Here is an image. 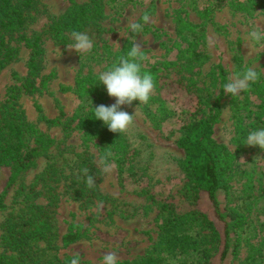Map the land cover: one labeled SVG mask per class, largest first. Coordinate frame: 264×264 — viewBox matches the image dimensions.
<instances>
[{
    "label": "rangeland",
    "instance_id": "374dc122",
    "mask_svg": "<svg viewBox=\"0 0 264 264\" xmlns=\"http://www.w3.org/2000/svg\"><path fill=\"white\" fill-rule=\"evenodd\" d=\"M31 1L21 33L27 38H40V55L33 78L35 91L24 93L18 89L27 77L28 49L12 40L10 45L17 55L0 72V102L11 88H15L17 105L25 122L55 143H62L36 157L33 166L8 189L0 210V255L15 256L2 244L5 218L9 214L26 216L30 211L28 205L46 207L51 201V237L27 240V251L39 264L65 260L70 264L77 253L80 262L102 264L108 252L117 253V261H134L150 255L158 256L161 264H189L188 256L166 253L154 247L163 217L155 203L142 193L152 194L158 202L175 196L180 190L184 182L179 168L183 154L175 141L181 135L183 118L192 110L197 97L201 109L207 113L217 95L215 68L220 65L227 83L253 67L259 79L238 96L224 92L218 121L213 126V139L225 145L234 156L229 189L215 197L223 216L233 210L240 214L242 223L230 232L224 260L219 262L216 254L211 264H264V149L246 145L251 131L264 129V42L250 44L246 39L249 30L264 29V9L251 5L259 0H194L192 7H188L187 0H100L102 33L92 36L93 47L86 53H77L67 47L74 43L70 36L68 42L61 45L48 35L47 27L67 9L66 0ZM230 2L242 4L244 9L233 10ZM262 2L264 4V0ZM212 4L219 7L211 9ZM145 15L150 22L144 23ZM175 15L186 16L188 23L201 32L194 52L204 59H200V63L190 60L188 65L193 66L190 71L185 70L186 55L178 53L186 44L175 36ZM131 22L143 24L142 31L131 33L128 28ZM135 42L142 44L147 57L141 62V68L154 71L163 84L154 85L146 104L137 100L121 106V110L134 115L128 131L116 133L121 144L115 148L105 147L98 137L83 135L77 130L63 138L61 125L47 124L41 119H55L61 110L64 117L60 120L64 122L80 108L87 109L88 104H114L115 98L108 96L98 75L111 69L113 55L128 43L132 47ZM102 47H107L111 56L101 54ZM234 56L240 57L239 66ZM169 63L173 67L165 66ZM13 74L16 79L12 78ZM82 78L96 81L103 92L99 101L92 98L93 92L85 100V91L77 88ZM232 98L239 105L237 111L231 108ZM255 116L259 123L255 122ZM27 142L31 144L30 139ZM102 158L113 165L110 172L102 170ZM84 169L95 177L92 188L86 186ZM8 173V166L0 167V191ZM49 194L51 199H48ZM196 206L217 223L204 196ZM177 208L183 211L191 206L180 202ZM68 232L76 233V238L64 243Z\"/></svg>",
    "mask_w": 264,
    "mask_h": 264
},
{
    "label": "trees",
    "instance_id": "16d2710c",
    "mask_svg": "<svg viewBox=\"0 0 264 264\" xmlns=\"http://www.w3.org/2000/svg\"><path fill=\"white\" fill-rule=\"evenodd\" d=\"M66 1L68 2L67 9L47 27L48 35L54 42L61 45L66 44L72 31L86 33L90 39L92 36L102 33L100 20L103 15L100 0H87L81 4L75 3L73 0ZM31 3V0H0V72L17 55L16 49L10 45V42L16 40V42L22 43L28 49L27 77L18 89L24 93L35 91L33 78L37 71L36 59L40 55L39 36L27 38L21 33L26 23V12L31 7ZM193 3L194 0H187L188 7H192ZM229 5L235 11L244 9V6L239 3L230 2ZM251 5L264 9L262 0L256 4L251 2ZM218 7V4H212L211 9ZM182 13L186 14V11L183 10ZM173 22L176 38L186 44L183 49H179L177 44L175 47L179 49V56L186 55L188 61L185 70L190 71L193 67L188 65L190 60L193 63H200V59H204L194 52L201 32L188 23L186 16L175 15ZM130 47L131 43H128L118 54L113 55L109 68L118 66L120 58L127 56L131 50ZM108 52L107 47L101 48V54H109ZM109 56L111 55L109 54ZM234 62L239 66L240 57L234 56ZM165 66L173 67V64L169 63ZM144 72L153 76L154 85L163 84L162 79L157 77L154 71H144L141 68V74ZM215 72L218 91L208 107L207 113L205 114L201 109L199 97H197L192 110L188 111L183 118L180 126L181 135L175 141V146L183 154L179 168L184 182L180 190L175 196L158 202L154 200L152 194L146 191L142 193L147 200L155 203L158 212L163 217L158 228L159 239L154 247L166 253L188 256L189 264H211V258L216 254H218L219 262L223 261L229 249L230 232L242 223L240 214L233 210L223 216L215 197L217 193H227L234 162V156L227 147L216 142L212 137L213 126L218 121L220 101L224 96V85L227 84L225 71L220 65H216ZM12 78L16 79V76L13 74ZM77 88L85 91V100L90 97L92 92L94 93L92 98L95 101H99L103 94L96 81L91 78L80 79ZM14 89L11 88L5 99L0 102V167H9L8 176L0 191V210L8 189L22 173L33 166L34 159L43 155L53 145L62 143V141L55 143L53 139L38 132L25 122L23 112L17 105V95ZM97 106V104L93 106L88 104L87 109L80 108L76 115L64 122L60 120L64 117L61 110L58 111L55 119L44 117L41 119L47 124L61 125L63 138H67L70 132L77 130L81 131L83 135L90 134L98 137L105 147L115 148L121 143L117 139L116 133L110 132L102 121L95 119L94 108ZM231 108L234 111L239 109L234 98H232ZM37 111L39 112L38 109ZM255 122L259 123L257 116H255ZM28 139L31 140V144H28ZM89 169L94 170L92 167ZM201 196H204L208 202L217 223H214L204 211L197 208L196 205ZM51 198L52 196L49 194L48 199ZM180 202L190 205L191 208L180 211L177 208ZM50 206L51 201L47 203L46 207L28 205L30 210L28 215L9 214L5 218L2 228V244L9 251L14 252L15 256L3 257L0 255V264H39L37 258L27 251V240H47L51 237L53 224ZM75 238L76 233L68 232L63 241L70 243ZM47 264H69V260ZM80 264L94 263L82 261ZM117 264H161V260L158 256L148 255L134 261H117Z\"/></svg>",
    "mask_w": 264,
    "mask_h": 264
},
{
    "label": "clouds",
    "instance_id": "9594fccd",
    "mask_svg": "<svg viewBox=\"0 0 264 264\" xmlns=\"http://www.w3.org/2000/svg\"><path fill=\"white\" fill-rule=\"evenodd\" d=\"M143 21L148 23L150 18L145 15ZM128 28L131 33L137 34L142 31L143 24L131 22L128 24ZM70 37L74 43L67 46L69 49H73L77 53L91 51L93 42L86 33L72 31ZM246 39L250 44L264 42V29L257 27L249 30ZM142 47L140 42H135L127 56L120 58L118 66L98 75V81L105 86L108 96L115 98V103L110 106L99 105L95 107L94 115L95 119L102 121L110 132L126 133L133 123L134 115L121 110V106L131 105L133 101L137 100L146 104L153 92V76L148 72L141 74V62L147 59ZM258 79L259 74L255 67L248 68L242 74L230 78L229 82L224 85V92L232 97L238 96L248 89L250 83H254ZM246 145L264 149V129L251 131L247 136ZM101 164L104 172L107 173L112 170L113 165L108 163L106 158L101 159ZM84 173L86 186L88 188L94 187L95 177L89 174L88 169H84ZM117 259V253L108 252L103 256L102 264H117ZM70 264H80L78 253L71 259Z\"/></svg>",
    "mask_w": 264,
    "mask_h": 264
}]
</instances>
